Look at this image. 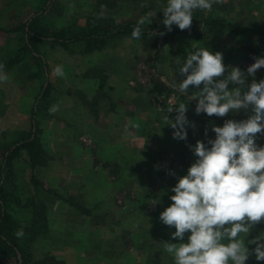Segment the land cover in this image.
<instances>
[{
	"label": "rangeland",
	"instance_id": "obj_1",
	"mask_svg": "<svg viewBox=\"0 0 264 264\" xmlns=\"http://www.w3.org/2000/svg\"><path fill=\"white\" fill-rule=\"evenodd\" d=\"M31 1L26 0L24 3L23 0H0V42L3 43L0 45V59L7 56L9 50L14 46L15 28L31 15L28 4ZM165 2L166 0H103V5L99 10L103 15L114 17L116 22L144 20V24L158 23L163 19L159 10ZM96 3L97 0H56L52 10V20L57 26L76 27L83 25L86 16L94 10L93 7ZM197 12H200V16L223 17L238 31L244 29L245 32L235 33L225 29L222 32L211 33L194 16L192 29H179L177 33L170 35L167 39L158 41V55H156L157 48L143 46L137 39L126 37L115 39L102 51L90 54L82 53L80 47L76 45L73 46L72 52L56 46L41 45L40 49L41 52H44L48 66L45 67L47 78L45 82L50 81L53 86L51 97L48 104L45 105L47 113L44 115L46 110H43L39 120L41 130L39 137L50 160L48 159L46 166H39L35 169L36 176L42 179L40 181L45 187L63 195L75 209H78L77 205L83 206L76 195L72 194L81 193L80 190L68 186L70 178L74 176L71 173L70 165L74 168L75 164L72 162V158L76 157H70L71 145H64L65 134L68 133L69 136H72L73 131L76 133L78 130H82L87 122L94 120V116L81 118V109L73 108L72 103L85 102L86 99H88L87 102H92L94 95H98L96 101H98L101 109H98L99 115L96 117V121L99 125L103 128L107 126V129H111L110 124L116 125L115 128L118 132L113 134L116 141H136L137 143L149 141L151 149L155 150L159 148L158 140L160 134H164V132L149 131V134L146 135L150 125L148 123L152 122V126L155 127L159 121L165 122L164 117L166 115L151 116L156 114L148 104V100L152 97L154 99L153 106H157V103L161 106L164 102L163 106L165 107H169L173 101L176 103L184 101V96H179L174 91L171 81L176 72V61L185 59L188 50L193 45L208 47L213 52H221L223 63L226 66H237L242 71H246L247 66L254 62L256 56H264V36L258 37L251 33L252 29L264 28V0H224L223 4L214 5L211 11ZM236 29L235 31H237ZM57 65L63 67L65 73L63 77L54 75L53 69ZM6 70L11 74V79L10 82L0 85V142L9 140V136L13 132H20L31 126L30 107L38 86L35 83L37 80H35L33 71L36 68L33 61L20 63ZM103 76H105V81L99 85L98 82ZM91 77L97 78L92 80ZM39 78L41 81L42 78ZM254 78L257 81L264 78V68L259 69ZM248 79L251 81L253 77ZM229 87L231 88L232 85ZM92 89H97V91L93 94L90 92ZM194 90L196 89L190 86V91ZM110 101L114 102L113 108L118 111L113 116L105 115L103 109V104H111ZM186 103V114L190 115L195 111L196 101L188 100ZM52 105H59V110L55 114L49 112ZM92 105L85 103L83 106L93 114ZM245 113L249 114L246 111ZM174 116L175 114L169 118H174ZM188 120L191 122V126H186L189 128L187 129V138L185 140L178 139L180 144L177 148L187 147L192 153L189 145H194L197 140L203 141L205 137L209 138L215 134L211 131V125H199L196 120L193 121L189 117ZM167 127L168 131L165 133L170 134V139L166 138L165 144H172L175 139L172 136L171 127ZM65 129L70 131L67 130L66 132ZM79 131L78 136H72V140L77 143H74L72 149L80 150H77V153L81 160L86 161L89 158L90 165L92 164L95 169L99 163L92 152L93 150L97 152L102 143L98 145L97 141L90 139L86 132L80 133ZM111 132L107 131L109 134ZM100 136H104L103 132ZM256 143L258 146L264 144V133L257 134ZM84 146L91 147L93 150L86 152ZM81 148L83 149L81 150ZM169 153L166 152L168 156ZM194 159V154H189V156L182 154L176 162L181 165L185 163L187 166ZM13 168V173L16 174L15 183H18L21 188L23 187L24 191L29 190L31 193L32 190H30L28 182L29 169H24L20 162ZM139 174L136 173V175ZM151 193H156L155 187ZM119 194H117L116 200L118 203H125L128 197L123 192ZM140 195L144 196V191L140 192L138 196L135 195V198L130 196V199L132 198L134 202L138 203V206L142 202ZM167 198L169 200V197ZM152 199L151 201L146 200L148 213H156L157 204H151ZM54 202L48 204L47 216H49L50 206L55 207L52 205ZM54 207H52V214L56 211ZM74 212V214L67 212L68 217H72L73 221L78 222L83 218L82 211L78 209ZM113 214L115 212L110 213L109 218H112L109 221H113ZM95 221L100 223L102 219L97 217ZM121 228L123 227L118 229ZM135 228L133 227V229ZM141 231L143 230L140 228L132 232H129L127 227L123 229L121 239H125V243L112 251L111 255H116L118 250L121 253L127 251L129 258L120 256L119 252L118 257L113 260V264H143L145 256H149L150 260L144 264H172L171 258L163 251V245L164 242H178L170 236L174 228L168 227L161 231H155V234H147L145 237ZM51 236L48 231L45 236L39 234L35 237L36 240L30 246L35 258L52 254V256L57 257L68 250L69 244L60 246L58 240L54 239V234ZM186 238L187 236L185 240ZM248 239L253 238L248 236L246 240ZM133 243L136 244L135 248H132ZM88 246L90 249H95L94 242H89ZM248 247L254 249L256 245H248ZM77 256L76 258V254L73 255L71 264H99L95 260L82 259L80 254ZM246 264H256L255 256H250Z\"/></svg>",
	"mask_w": 264,
	"mask_h": 264
},
{
	"label": "clouds",
	"instance_id": "obj_2",
	"mask_svg": "<svg viewBox=\"0 0 264 264\" xmlns=\"http://www.w3.org/2000/svg\"><path fill=\"white\" fill-rule=\"evenodd\" d=\"M223 3L224 0H166L159 10L163 15L161 23L168 31L173 25L180 30L190 29L197 11H211L214 5ZM144 23L141 20L133 28L132 38L142 37ZM176 65L171 85L185 99L167 108V113L175 112L174 118L167 114L164 117V125L173 129L174 139L187 138L186 126H191L186 116L188 100L196 101L197 114L209 117H224L241 110L249 114L246 119L212 124L214 138L189 145L195 160L186 174L177 178L170 189L171 203L159 213L160 222L174 228L170 236L178 241L164 242L163 251L172 264H246L253 255L256 264H264V232L246 240L264 222V145L256 143L257 134L264 133V78H254L264 68V56H256L242 71L237 66H226L221 52L193 45ZM53 73L56 77L65 74L60 65L54 67ZM249 77L253 79L249 81ZM10 79L11 74L0 63V85ZM190 86L196 90L190 91ZM58 110L59 105L49 108L50 114ZM162 195L163 192L159 196ZM159 196L151 204L158 203ZM15 235L23 237V229ZM248 245L256 247L250 249Z\"/></svg>",
	"mask_w": 264,
	"mask_h": 264
},
{
	"label": "trees",
	"instance_id": "obj_3",
	"mask_svg": "<svg viewBox=\"0 0 264 264\" xmlns=\"http://www.w3.org/2000/svg\"><path fill=\"white\" fill-rule=\"evenodd\" d=\"M25 1L23 0L24 3H26ZM55 3L56 0L28 2L31 15L15 28L14 46L9 50L7 56L0 59V63H3L6 69L23 62L33 61L36 70L32 71L35 80H37L35 83L38 85L30 107L31 126L20 132H14L9 140L0 142V264H65L52 255L35 258L30 248L37 235L45 236L49 231L48 204L57 199H64L63 195L45 187L35 174V169L46 165L49 159L39 137L41 131L39 120L43 110H46L44 115L47 113L45 105L48 104L53 90L51 82H45L47 81L45 67L48 66L44 52H41V45L60 47L68 52H72L73 46L76 45L85 54L98 52L115 39L132 38L131 32L139 22L138 20L116 22L114 17L103 15L100 12L103 0H97L93 7L94 10L86 16L83 25L57 26L52 20ZM200 15V12L194 14L208 32H222L225 29L235 33L245 32L244 29L238 31L223 17ZM161 21L143 24V35L138 40L143 46L157 48L156 55L159 54L158 41L167 39L179 30L177 26L173 25L172 30L168 31ZM190 29H192V25ZM170 32L171 34H169ZM251 33L258 37L264 36V28L252 29ZM39 77L42 78L41 81H39ZM104 81L105 76L101 77L99 85H102ZM195 114L202 124L209 123L217 126L222 125L227 119L242 120L247 118L235 114H227L224 117H209L203 113ZM209 138H214V135ZM209 138H204L205 143ZM18 162L24 169H29L28 182L29 188L32 190L31 193L29 190L24 191L23 187L21 188L18 183H15L16 174L13 173V166ZM80 210L87 215L91 214L89 210ZM21 228L24 231V236L17 237L15 233ZM262 232H264V222L258 224L249 236L254 238Z\"/></svg>",
	"mask_w": 264,
	"mask_h": 264
},
{
	"label": "crops",
	"instance_id": "obj_4",
	"mask_svg": "<svg viewBox=\"0 0 264 264\" xmlns=\"http://www.w3.org/2000/svg\"><path fill=\"white\" fill-rule=\"evenodd\" d=\"M1 44L3 43L0 42V45ZM93 53H97V51ZM90 79L94 80L93 77ZM95 91H97V89H92L90 92L94 94ZM97 96L98 95H94L92 102H87L88 99H86L85 102L72 103V107L75 109H81V118L84 116H94V120L87 122L86 125L83 126L82 130L78 131L80 133L83 131L86 132L90 139L95 142L97 141L98 145L99 143H102L100 144L97 152L91 147L84 146V150L86 152H91L93 150L92 153L95 154L99 165L94 169V166L92 164L90 165L91 161H88L89 158L86 161L81 160L79 157L80 155L77 153L78 149H72L75 143L72 140V136H78V131L76 133L73 131L72 136H69L68 133L65 134L66 140L64 143L66 146H69V144L71 145L70 157H76L74 159L72 158V162L75 164L74 168L70 165L71 173L74 176L70 178L68 186L77 188L81 192H77L75 194L72 193L73 195H76V198H78L80 203H82L81 205H83H77L79 211H81L80 209H85L89 210L91 214L87 215L83 213L84 216L81 220L78 222L73 221L74 219H72V217H68L67 212L74 214V210L78 211V209H75V207L63 196L64 199H57L52 204L55 205V207L50 206L48 216L50 237L54 234V239L58 240L57 242L60 243V246H63L64 244L70 245L68 250L64 251L63 255L57 257L55 256L56 259L62 260L65 264L72 263L74 254H76V258L78 257L77 254H80L82 259L95 260L96 263L99 264H113V260L118 257L120 251H116V255H111V252L115 251L120 245L125 243V239H121L123 235L122 231L125 227H127L129 232L140 228L143 230L141 232L144 233V237L147 234H155V231H161L168 228V226L160 222L159 213L164 209V207L171 203V201L167 198L171 194L170 189L176 183L179 176L186 174L187 168L190 165L189 163L187 166L185 163L184 165L178 164L176 160L181 157L182 154L187 156H189V154H193L190 153L187 147L182 149L177 148L180 144L178 139H175L172 144H165L167 142L166 138L170 139V134L165 133L168 131V125H164V121H159L155 127L152 126V122L148 123V125H150L146 135L149 134V131L164 132V134H160V137L158 136L160 144L159 148H156L155 150L151 149L149 141H144L143 143H137L136 141H116L113 137V134L118 132L116 130L117 128H115L116 125L110 124L109 127H111V129H107V126L103 128L96 121V117L99 115L98 109L100 108L98 101H96ZM148 101V104L152 107L151 109H154L156 114L154 115L150 111L151 114H153L151 116L158 117V115L165 116L166 114L172 116L175 114L167 113L168 107L163 106L164 102L161 106L159 103H157V106H153L154 99L151 97ZM85 103L89 105L93 104V107L91 108L93 114H91L86 107L85 108L88 112L84 108L83 105ZM110 103L111 104H103L105 115H116L118 111H115V108H113L114 102L110 101ZM172 103H176V101H173ZM195 113L196 112L194 111L190 115L186 114V116L187 118H191L193 121L196 120L199 125H212L209 123L202 124ZM228 114L246 117L248 115L244 110H241V112L238 113ZM186 128L189 129L188 127ZM65 130L67 132L68 129ZM107 131L112 132L109 134ZM101 132H103L104 136H100ZM9 137H11V135ZM203 142H205V140H203ZM82 149L83 148H81V150ZM166 152H170L169 156ZM154 162L157 163L154 164ZM136 173L140 174L136 175ZM36 177L39 180L41 179L38 176ZM153 187L156 188L155 194L151 193ZM142 191H144V196L140 195V200L142 202L138 206V203L134 202L132 198L130 199V196L135 198V195L138 196V194ZM120 192H123L126 194V197H128V200H126L123 204L118 203V200H116V197H118L117 194ZM161 192H163L164 195L159 196ZM158 196L159 202L156 203V213H148V210L146 209V200L151 201L152 198ZM52 207L56 209L53 214ZM111 212H115V214H117H113V221H109L112 218H109L111 216ZM97 217L102 219L100 223L95 221L97 220ZM119 227L123 228L118 229ZM133 227L136 228L133 229ZM133 233L135 234V232ZM186 236L187 234L185 237ZM89 242L95 243V249L89 248ZM135 247L136 244L133 243L132 248ZM120 256L129 258L127 251L122 253L120 252ZM149 260V256H145L144 262L146 263V261Z\"/></svg>",
	"mask_w": 264,
	"mask_h": 264
}]
</instances>
